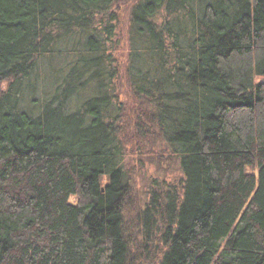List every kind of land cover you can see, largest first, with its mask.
Listing matches in <instances>:
<instances>
[{
	"label": "trees",
	"instance_id": "trees-1",
	"mask_svg": "<svg viewBox=\"0 0 264 264\" xmlns=\"http://www.w3.org/2000/svg\"><path fill=\"white\" fill-rule=\"evenodd\" d=\"M0 264H264V0H0Z\"/></svg>",
	"mask_w": 264,
	"mask_h": 264
},
{
	"label": "rangeland",
	"instance_id": "rangeland-1",
	"mask_svg": "<svg viewBox=\"0 0 264 264\" xmlns=\"http://www.w3.org/2000/svg\"><path fill=\"white\" fill-rule=\"evenodd\" d=\"M115 9H116V18H117L116 43H118V45L115 48V51H113V52L115 54V57H116L118 64L120 65L119 66L120 68L118 70V79H116V81H115V88L118 90L119 99H121L125 103V105L129 107V106H131V104H134L133 103L134 101L129 98V90L127 88L124 76L122 75L123 68H124L123 65L125 63L126 55H127L126 52H127L128 42H127V37H126V35H127L126 28L128 25V20H127L128 19V9L127 8L122 9V7L120 5L116 6ZM58 64H60V63H55V65H58ZM121 67H122V69H121ZM45 80L46 81L42 83L41 89L42 90H49L50 87L52 86V82H50L49 78H48V80H47V78H45ZM127 125L131 126L132 121ZM149 149H152V148L147 147L145 151H147ZM144 169L147 171L146 173L149 174V177L151 179L156 178L154 175L153 166H150L149 164H145L143 166V168L141 166V171H143ZM143 176L139 177V179H137V180L138 181L139 180H142V181L146 180V177H143Z\"/></svg>",
	"mask_w": 264,
	"mask_h": 264
}]
</instances>
